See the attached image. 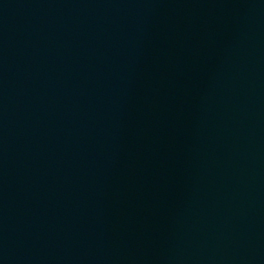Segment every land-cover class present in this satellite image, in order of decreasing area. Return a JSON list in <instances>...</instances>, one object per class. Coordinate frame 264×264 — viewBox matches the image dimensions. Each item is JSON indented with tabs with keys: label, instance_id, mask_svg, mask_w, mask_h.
Returning a JSON list of instances; mask_svg holds the SVG:
<instances>
[{
	"label": "water",
	"instance_id": "1",
	"mask_svg": "<svg viewBox=\"0 0 264 264\" xmlns=\"http://www.w3.org/2000/svg\"><path fill=\"white\" fill-rule=\"evenodd\" d=\"M0 264H264V0H0Z\"/></svg>",
	"mask_w": 264,
	"mask_h": 264
}]
</instances>
